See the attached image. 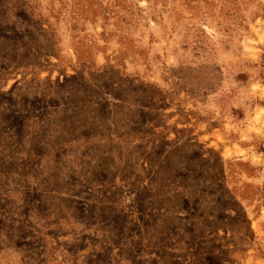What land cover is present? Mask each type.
<instances>
[{
  "label": "rangeland",
  "instance_id": "obj_1",
  "mask_svg": "<svg viewBox=\"0 0 264 264\" xmlns=\"http://www.w3.org/2000/svg\"><path fill=\"white\" fill-rule=\"evenodd\" d=\"M0 264H264V0H0Z\"/></svg>",
  "mask_w": 264,
  "mask_h": 264
}]
</instances>
